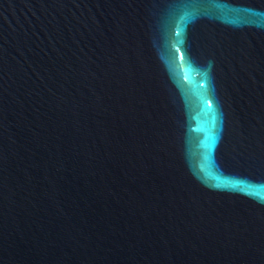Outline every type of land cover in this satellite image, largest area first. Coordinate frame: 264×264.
<instances>
[{
    "label": "water",
    "instance_id": "obj_1",
    "mask_svg": "<svg viewBox=\"0 0 264 264\" xmlns=\"http://www.w3.org/2000/svg\"><path fill=\"white\" fill-rule=\"evenodd\" d=\"M0 264H264V0H0Z\"/></svg>",
    "mask_w": 264,
    "mask_h": 264
}]
</instances>
